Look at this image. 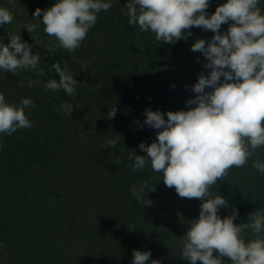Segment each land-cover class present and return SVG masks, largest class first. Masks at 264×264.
<instances>
[{
  "label": "trees",
  "instance_id": "obj_1",
  "mask_svg": "<svg viewBox=\"0 0 264 264\" xmlns=\"http://www.w3.org/2000/svg\"><path fill=\"white\" fill-rule=\"evenodd\" d=\"M56 2L0 0V7H29L30 13L19 19L24 26H39L32 33L24 29L21 40L28 44L34 35L47 36L38 20L42 15L34 19V11ZM226 2L209 0L208 16ZM127 3L112 0L113 7L98 14L77 50L59 46L37 54L46 75L31 68L0 70V93L8 103L19 105L29 98L35 104L25 109L31 128L11 136L0 133V264H132L133 250L150 251L147 264H191L181 255L180 209L188 204L184 220L190 226L199 217L202 201L180 197L150 164L133 172L128 157L134 151L147 158L140 143L157 139L158 130L143 123L146 109L160 111L167 120L168 111L195 107L187 104L196 96L192 86L211 70L192 45L199 39L210 42L214 33L193 26L185 39L156 41L151 31L129 24ZM261 7L264 12V0ZM228 27L222 24L219 31ZM0 43L9 44L10 37L0 38ZM57 62L74 75L75 96L45 88L48 80H59L49 71ZM110 107L116 108L111 119ZM118 134L115 147H105ZM254 159L264 161V148L210 188L228 201L218 215L229 216L235 208L237 225L247 223L250 212L264 211V174L252 167ZM144 181V196L151 205L141 204L130 191ZM245 238L254 236L249 231ZM222 260L230 264L229 258Z\"/></svg>",
  "mask_w": 264,
  "mask_h": 264
},
{
  "label": "clouds",
  "instance_id": "obj_2",
  "mask_svg": "<svg viewBox=\"0 0 264 264\" xmlns=\"http://www.w3.org/2000/svg\"><path fill=\"white\" fill-rule=\"evenodd\" d=\"M112 7V0H57L47 10L37 8L33 18L42 15L38 20L44 32L73 52L96 24L98 14ZM208 7L209 0H128L125 6L129 24L141 32L151 31L156 41L170 44L185 39L193 26L214 33L210 42L199 39L192 45V51L203 53L207 59L204 67L211 70L207 76L201 73L192 86L196 96L187 104L195 107L168 111L167 120L160 111L146 109L143 123L158 130L157 139L149 145L140 143L147 158L130 152L133 164L129 166L137 172L150 164L180 197L202 201L198 219L190 222L182 237V258L191 264H224L223 257L229 258L230 264H264V211L250 212L247 223L234 224L237 210L233 208L231 215L221 218L218 211L227 207L228 201L210 191L231 169L244 167L264 148V12L261 0H227L210 16ZM13 18L8 9L0 7V25L10 24ZM222 24H229L224 33L219 31ZM38 26L29 23L25 29L32 33ZM39 65V56L31 53L19 35H10L7 45L0 43V70L15 73L31 68L37 75H46ZM49 71H55L59 80H48L46 89H62L75 96L78 84L73 75L66 74L58 62ZM206 88L212 91L206 92ZM30 107L35 104L29 98L19 105L10 104L0 93V133L11 136L18 129L31 128L33 122L25 112ZM115 114L116 108L110 107L108 118ZM118 140L119 134L107 140L105 147H115ZM252 167L264 174V161L254 159ZM147 187L144 181L130 191L138 202L151 205L144 196ZM249 231L254 238H245ZM214 251L218 255L214 256ZM150 256V251L133 250L132 264H147ZM151 264L160 261L151 260Z\"/></svg>",
  "mask_w": 264,
  "mask_h": 264
},
{
  "label": "rangeland",
  "instance_id": "obj_3",
  "mask_svg": "<svg viewBox=\"0 0 264 264\" xmlns=\"http://www.w3.org/2000/svg\"><path fill=\"white\" fill-rule=\"evenodd\" d=\"M28 8L29 7L26 6L25 7H21V6L16 7L13 5L10 6V9L8 10L9 11L12 10L11 11L12 15H14V13L17 12V10H20V12H18V15L16 17L15 15L13 16L14 18L10 24L0 25V38H4L5 36L10 37V35H19L21 37V35L24 32L25 26L22 23V21L19 19V17L21 16L22 13H30V10H28ZM28 45L33 55L40 54L41 56L46 54L47 51L56 49L57 47L60 46L58 40L55 37H51L48 35L45 37H38L34 35L30 40V42L28 43ZM38 48H40L39 53L37 52ZM64 70L66 71V74L73 75L67 67H65ZM63 108L65 110H69V106L67 105H64ZM188 209H189L188 204L186 203L180 209V218L178 224L180 227L181 236H184L186 232L189 230V224L186 223L184 220V214Z\"/></svg>",
  "mask_w": 264,
  "mask_h": 264
}]
</instances>
